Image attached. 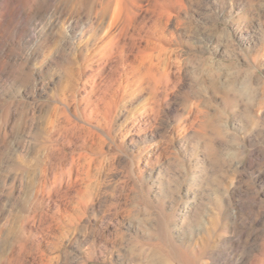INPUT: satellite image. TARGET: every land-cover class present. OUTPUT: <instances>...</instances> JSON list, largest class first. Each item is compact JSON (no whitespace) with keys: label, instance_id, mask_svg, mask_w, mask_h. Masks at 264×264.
Masks as SVG:
<instances>
[{"label":"rangeland","instance_id":"obj_1","mask_svg":"<svg viewBox=\"0 0 264 264\" xmlns=\"http://www.w3.org/2000/svg\"><path fill=\"white\" fill-rule=\"evenodd\" d=\"M68 2L0 0V264H264V0L172 6L112 87Z\"/></svg>","mask_w":264,"mask_h":264},{"label":"bare ground","instance_id":"obj_2","mask_svg":"<svg viewBox=\"0 0 264 264\" xmlns=\"http://www.w3.org/2000/svg\"><path fill=\"white\" fill-rule=\"evenodd\" d=\"M51 1L53 0H49V8H51ZM68 1L71 3L73 11L74 9L77 10L78 9L80 10L81 8L84 10L87 9L89 13H92L94 15V18L100 20L99 27L102 30V35L99 34L98 38L97 36L96 38L94 37V39L96 41L98 39L99 42H96L94 40L92 41H94L93 45L96 44L95 45L96 51L98 50L99 52H102L107 56H112L115 58L114 60L115 64L113 65L114 67L113 70L115 74L117 73L116 75L119 74V76H117V78H115L114 80L112 79L111 81L112 83L110 82L111 87L113 86L112 84H114L115 82H116L115 84L122 85V82L119 79L121 78V71H122L121 68L123 69L124 68L123 66H128L129 64L132 65L133 62L128 61L130 54L132 53H137V52L142 53V54L141 53L136 54V60H138L137 63H140L138 67L141 68V70L144 72L145 77L151 79L155 78L154 77L156 76L155 71L158 70L161 63L163 64L165 63L162 62V60L164 58L165 59L167 58L166 56L161 57L162 55L158 53H160L162 50L163 51L165 49L167 50L168 48L167 46L168 45L170 46L172 44V40L174 41L175 38H177L175 36L176 35L175 31L172 28H170V25L172 24V21H174V19L172 20V18H175L176 21L177 19L176 17L177 16L179 17V15L176 16V12H175V16H173L174 13L172 12L173 9L172 6L173 7L179 5L182 6L184 4L183 0H68ZM131 8L132 9L134 8L133 12ZM124 12L125 14L127 13L126 15L129 19V23L125 26L122 21L124 19H121ZM178 20L180 19H177V21ZM39 24L40 22L30 24L28 28L29 31L26 34L28 40L29 39L31 40L33 38V33L35 32ZM149 48H158V49L160 48L161 51L159 49L160 52H158L157 54L155 52L154 54V52L152 53L151 51L150 52L147 51ZM171 48H168V50L169 49L172 50ZM165 51L162 52L164 53V55L167 54V51L166 53ZM167 64H168V60H167ZM135 66H137V64ZM71 177L72 176L70 175V178ZM42 182H43V175L36 177L34 182L35 187L41 185ZM57 193L59 194V192Z\"/></svg>","mask_w":264,"mask_h":264}]
</instances>
